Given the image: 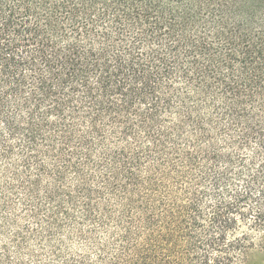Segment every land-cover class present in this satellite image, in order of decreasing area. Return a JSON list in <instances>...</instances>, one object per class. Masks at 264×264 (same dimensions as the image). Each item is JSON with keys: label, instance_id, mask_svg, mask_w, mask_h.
Returning <instances> with one entry per match:
<instances>
[{"label": "trees", "instance_id": "trees-1", "mask_svg": "<svg viewBox=\"0 0 264 264\" xmlns=\"http://www.w3.org/2000/svg\"><path fill=\"white\" fill-rule=\"evenodd\" d=\"M264 255V0H0V264Z\"/></svg>", "mask_w": 264, "mask_h": 264}, {"label": "rangeland", "instance_id": "rangeland-1", "mask_svg": "<svg viewBox=\"0 0 264 264\" xmlns=\"http://www.w3.org/2000/svg\"><path fill=\"white\" fill-rule=\"evenodd\" d=\"M250 264H264V255L259 252H253L249 256Z\"/></svg>", "mask_w": 264, "mask_h": 264}]
</instances>
